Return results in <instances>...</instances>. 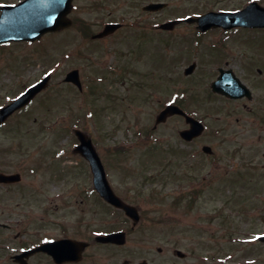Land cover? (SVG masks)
Instances as JSON below:
<instances>
[{"label": "rangeland", "instance_id": "1", "mask_svg": "<svg viewBox=\"0 0 264 264\" xmlns=\"http://www.w3.org/2000/svg\"><path fill=\"white\" fill-rule=\"evenodd\" d=\"M93 1H100L102 6L93 11L87 7L81 17L92 20L97 14L106 17L108 12L113 19L145 16L141 4L160 1L169 5L156 17L167 21L174 16L220 8L219 3L233 8L253 0H78L77 3L85 7ZM187 28L185 25L178 29ZM98 30L97 26L90 29L91 33ZM144 31L127 29L118 37L117 46L129 52L130 42L132 46L134 60L127 57L117 64L128 63L127 83L117 85L111 75L112 85L102 87L97 77L90 79L89 91L105 92L108 101L95 99L85 88L80 92L62 81L74 67L82 69L81 79L85 81L96 75V68L113 63L112 50L90 48V36L82 37L72 30L64 40L60 35L49 36L47 48L35 45L22 50L21 46L11 44L0 46V106L16 97L23 85L51 74L50 87L0 130V173H18L22 180L12 186H0V222L19 220L20 229L27 231L34 226L36 233L42 235H55L60 224L75 219L83 220L82 229L92 233L114 219L111 226L121 228L120 214L115 212L114 219L108 220L107 213L112 211L93 194L87 198V187L91 185L89 166L72 151V144L77 142L73 130L78 128L93 139L116 194L138 203L142 210L141 221L126 238L133 243L134 263L142 257L153 262L159 255V246L165 251L180 249L184 253L195 247L200 258L210 256L213 264H264V243L258 240L264 234V140L258 136L261 130H256L255 123L244 114L238 122L228 117L245 106L237 104L235 109H227L230 102H216L209 92L208 84L213 77L204 70L205 49L194 47L193 31L174 32L172 36L162 33L153 39L138 35ZM122 36L128 37L119 41ZM246 37L249 45L264 41L261 34ZM102 46L108 48L106 42ZM65 52L71 54L65 58ZM194 52L198 54L199 71L188 81L183 79L187 77L182 70L195 60ZM213 53L218 58L222 55L220 50ZM136 81H141V86ZM183 87L191 94L184 96L185 107L201 112L203 121L210 126L198 139L196 148L180 141L178 131L185 127L180 118H169L151 131L159 106L157 100L165 97L172 100V91L175 94L176 89ZM112 93L120 96L119 108L111 102ZM215 105L224 106L227 111H219ZM135 131H142V135L135 136ZM152 132V137H145ZM153 140L164 145L163 153L152 154L147 150ZM200 145H210L215 158L190 155ZM115 146L124 147L121 155L110 151ZM229 152L237 158H227ZM236 169L241 171L234 174ZM159 172L161 175L157 177ZM146 177L154 180L146 181ZM201 177H205L207 185L199 182ZM192 185L202 188L193 205L189 204L187 194ZM133 192L141 193L142 197L135 199ZM177 198L181 202L176 207L172 200ZM102 254L104 260L105 252ZM123 258L124 253L120 252L119 259ZM190 261L189 256L187 262ZM38 263L47 264L44 260ZM153 264L162 263L157 260Z\"/></svg>", "mask_w": 264, "mask_h": 264}, {"label": "flooded vegetation", "instance_id": "2", "mask_svg": "<svg viewBox=\"0 0 264 264\" xmlns=\"http://www.w3.org/2000/svg\"><path fill=\"white\" fill-rule=\"evenodd\" d=\"M25 0H0V16L2 15L4 7L10 6L12 9L11 12H14L12 16L16 18L14 20L15 24H20L23 20V15L19 14L18 12H15L18 10L16 8L17 5L24 2ZM78 0L72 1V9L70 13L67 15L68 19L71 20L70 24L67 28H63L61 31L51 33L62 36V40L66 39L65 36L69 34L70 31H78L80 36L88 37L90 36L91 42L90 48L92 49H100L102 52L105 51V49H108V52L112 50L113 53V63L104 65L105 69L96 68V75L88 76L85 78V81L81 79V76L83 77L82 69L79 67H74L72 69H69L66 73L70 71L76 70L78 73V78L81 80L82 89L85 88L86 91H89V84L92 80H90L93 77H97L96 80H98V84L102 83V87L107 86L112 82L115 84L124 85L128 81V73L130 74V67L128 63L125 61L121 65H117L120 59L127 60V57L133 58L132 56V46L130 42V52L125 50L123 47L117 46L118 43V37L121 35L122 31H127V29H143L144 32H139L140 37H147L148 35L150 37H157L161 30L159 29V26L161 25V21L157 19L156 15L158 13H151L147 14L145 16H136V17H121V18H112L111 12H108V15L106 17H103L101 15L97 14V17H93L92 20H87L83 16L81 17L82 13L87 11L91 7L90 11H93L96 6H102L100 1H93L90 4H86L85 7H81L77 3ZM146 3H151V1H147ZM141 4V10L146 5ZM264 4V3H263ZM221 6L220 8H211L208 11L201 12V13H191L192 16H200L201 14L208 13L211 11L216 12H233L239 10L238 7H223L224 4H218ZM168 8V7H167ZM166 8V9H167ZM165 9V10H166ZM82 11V12H81ZM18 15V16H17ZM189 16V15H188ZM118 25V27L115 28V30L105 36V38L97 39L94 38V34L101 31L104 26L106 25ZM183 24H180V26ZM94 26H97L100 28L97 32L91 33L90 29H92ZM179 26V27H180ZM179 27H176L172 29L169 32H180V31H194L196 32V25L192 24L187 29H183L179 31ZM167 32V33H169ZM51 34H45L40 37L37 41H19V42H8V43H2L0 44L1 47L8 46L9 44L14 46H21L22 50H27L30 47H33L35 44H43L44 47H48L46 41H48V37ZM257 34H261L264 38V28H248V27H234V28H212L211 30H208L205 32V35H208L210 38L209 41L205 45V56L207 57L205 60V69L209 75H211L213 78L209 82V92L212 93L213 96H215L216 102H240L243 104V106L248 107L242 110L240 108H237V113H233L235 117H238L235 119L236 122L241 120L242 115L249 116L252 121L255 123V126L261 130L260 136L261 140H264V41L263 43L256 42L252 45H249L246 43L247 37L246 35H250L252 37H256ZM134 35V33L132 34ZM128 37V36H126ZM125 37V38H126ZM125 38L122 36L121 40H125ZM129 39V38H128ZM131 40V38H130ZM106 42V47H103L104 43ZM95 45V48L92 47V45ZM126 44H122V46ZM245 46V48H244ZM86 48V47H85ZM242 48L245 50L243 51ZM213 50H216V53L220 50V53H222L221 57H216L215 53H213ZM71 54L70 52H65V58ZM134 60V58H133ZM197 63V62H196ZM199 65V64H198ZM199 70V66L196 68L194 73H196ZM108 74V77H107ZM111 75L113 77L111 78ZM230 79L229 84L235 85L233 83V80H238L237 82L243 84L246 86V88L249 89L250 96L237 98L236 100H231L228 98H225L224 96L217 95L216 93H213V83L215 80L219 77H225ZM139 77L142 78L143 74H139ZM37 79L33 80L31 84L22 86L21 91L18 93V96L21 95V93L26 90L28 87L32 86L33 83H36ZM141 81H136V84H140ZM225 85V84H224ZM100 87V90H102ZM103 91V90H102ZM91 96L95 99L102 98L106 99L108 101V98L104 96V93L96 94L94 91H89ZM113 96V102L116 108H119L120 104L122 103L121 100H119V95L117 93H112ZM38 97V96H37ZM36 97V98H37ZM110 102V101H109ZM121 102V103H120ZM248 102H252L251 105L247 104ZM159 109L157 107V113H159L160 107L162 108V105L159 104ZM168 105L166 103L164 106ZM163 106V107H164ZM179 106H181V103H179ZM160 110V111H159ZM186 127V126H185ZM184 127V128H185ZM207 130V129H206ZM206 132V131H205ZM203 132V134H205ZM181 142H184L186 144H193L195 145V148L197 146L198 138L192 140V141H184L180 140ZM168 146V144H167ZM203 146L200 145L198 149L192 150L190 155H195L194 158L197 156L196 154L205 156L208 155L210 158H215L214 150H212L211 146L209 145V152L208 154H205V151L203 150ZM148 147H152L149 146ZM153 148V147H152ZM167 149V147H166ZM150 151H153L152 149ZM155 151V150H154ZM159 152V151H158ZM235 156L234 153H230L227 156L233 157ZM264 156V155H263ZM214 160V159H213ZM230 173V172H229ZM205 177L199 178L200 183H204L207 185V182L204 180ZM202 185V184H201ZM199 189H202L201 187H192L188 191H198ZM133 196H135V199H140L142 197V194L139 192H133ZM125 198V197H124ZM122 199L127 204H131L132 206L137 207L138 209V215L139 218L142 215V210L140 209L139 204L136 202H129L128 198ZM97 200V199H96ZM107 205V204H106ZM107 208L111 210L112 212H108V220H113V213L114 211H117L118 213L122 214L124 216V213L114 208L111 205H107ZM1 208V207H0ZM115 220V219H114ZM113 220V221H114ZM141 220V218H140ZM82 221L80 219L70 220L67 222L68 224L62 225L58 224L57 228V234L55 235H42V233H36V229L34 226L31 228H28L27 231L20 229L22 227V222L19 220L16 221H9L6 223L0 222V264H39L38 261L44 260L47 264H153L154 261L156 262L159 260L162 264H213V258L210 256L207 257H199L196 253L197 251L195 247L191 248L190 252H182L179 250H173V251H165L159 246L157 247V251L159 252V255L157 258H154V261L152 262L149 260V258L142 257L139 260L132 261L133 256V243L126 240L134 228L131 226H125L126 223L118 230L114 226H111L113 221L108 222L107 226L104 227L102 230H93L90 232L89 230L82 229ZM127 221H130L129 218ZM131 222V221H130ZM104 226V225H103ZM87 231V233H86ZM114 232H121L124 235L125 242L122 244L118 243H100L96 241L97 236H103V235H109L114 234ZM12 234V236L6 235ZM28 233V235H26ZM92 234V236H91ZM60 241V240H75L76 242L85 244L80 248V246L73 242L71 245H62L59 247H55L51 250L50 254H46L44 252H39L32 254L29 256V258H23L21 263H15V257H18V255L23 254L25 251H27L30 248L38 247L39 245L49 242V241ZM6 243V244H5ZM144 245V242H140ZM174 245V244H173ZM142 248L143 246H139ZM146 247V246H145ZM80 248V249H79ZM72 252L77 253L78 258L76 260H61V261H55L53 256H57V258L63 259V254L65 257L71 256ZM102 252H105L104 260H103V254ZM120 252H123L125 255V258L119 259ZM179 252V253H178ZM192 258V261L187 262L188 257ZM201 259V260H200ZM60 260V259H59Z\"/></svg>", "mask_w": 264, "mask_h": 264}, {"label": "water", "instance_id": "3", "mask_svg": "<svg viewBox=\"0 0 264 264\" xmlns=\"http://www.w3.org/2000/svg\"><path fill=\"white\" fill-rule=\"evenodd\" d=\"M41 1V5H39ZM29 3L25 6L28 9V6H32L33 3H36L37 6H34L31 8V11H29L27 14H24V23L14 26L11 19H7L8 12L0 19V42L2 41H8V40H22V39H31L34 40L35 38L40 37L41 34L56 30L59 28V26H64L67 21H65V14L70 9V2L71 0H29ZM161 7V5H151L147 6L146 9H155ZM5 17V18H4ZM188 21H196L198 23L199 29L205 30L209 26L212 25H223L224 23H227L229 25H250L255 26L257 25H263L264 26V9L258 8L256 4H251L248 7L244 8L243 11L233 14H209L207 16H201L198 19H188ZM175 23L177 22H169L166 25H163V28H172ZM60 26V27H61ZM109 27H106L105 32L100 34L99 36H104L106 32H108ZM47 77L44 78L40 83L37 85L32 86L29 90L25 92L20 98L12 102L10 105L5 106L0 109V123L4 120H6L9 115H11L12 112L19 109L27 103L29 100L32 99V97L43 89V87L46 86ZM174 111L178 110L173 109V111L167 109L164 111L161 115V118H159L158 121H162L165 118V114H173ZM187 121L192 124V126H195L197 124L196 121H193L192 119H189L186 117ZM193 132L196 130L198 131V127L192 128ZM186 133V132H185ZM184 133V134H185ZM76 134L79 135L81 146L78 147L76 151H80V153L85 156L90 165L92 166L93 175L95 177V187L99 191L100 196L105 198L111 203H114L117 206L125 207L124 205H121L119 200L113 196V194L110 192L109 187H107L102 166H100L99 160L97 155L95 154L94 150L91 147V144L89 140H86V138L80 133L76 132ZM19 177L18 175L14 176H8V175H0V182H14L18 181ZM119 236V235H118ZM114 236H109L107 238H101L100 240H114Z\"/></svg>", "mask_w": 264, "mask_h": 264}]
</instances>
